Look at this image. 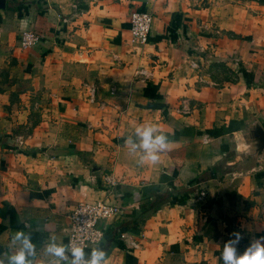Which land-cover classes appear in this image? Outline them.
I'll return each mask as SVG.
<instances>
[{
  "label": "crops",
  "instance_id": "crops-1",
  "mask_svg": "<svg viewBox=\"0 0 264 264\" xmlns=\"http://www.w3.org/2000/svg\"><path fill=\"white\" fill-rule=\"evenodd\" d=\"M133 10L152 15L143 45L130 41ZM23 30L38 36L32 47L19 46ZM149 123L171 143L140 165L125 140ZM255 124L264 130L258 0H5L0 253L23 230L33 264H47L70 207L106 197L120 209L92 246L106 264H223L230 233L241 251L264 236Z\"/></svg>",
  "mask_w": 264,
  "mask_h": 264
},
{
  "label": "clouds",
  "instance_id": "clouds-1",
  "mask_svg": "<svg viewBox=\"0 0 264 264\" xmlns=\"http://www.w3.org/2000/svg\"><path fill=\"white\" fill-rule=\"evenodd\" d=\"M170 143L168 134L151 123L135 127L125 140L129 152L138 155L137 163L140 165L145 162L157 164L160 154L168 149ZM242 239L239 231L229 234L221 253L223 264H264V236L252 239L241 251L239 244ZM11 244L16 251L6 258L0 253V264H33L37 249L31 233L16 231ZM85 248L72 241L65 244L51 235L44 246L45 254L51 258L47 264H106L107 252L102 246L97 245L88 251Z\"/></svg>",
  "mask_w": 264,
  "mask_h": 264
},
{
  "label": "built area",
  "instance_id": "built-area-1",
  "mask_svg": "<svg viewBox=\"0 0 264 264\" xmlns=\"http://www.w3.org/2000/svg\"><path fill=\"white\" fill-rule=\"evenodd\" d=\"M152 22V15L146 11L133 10L129 15L130 41L143 45L148 40V32ZM38 36L29 30H23L18 36V43L21 48L32 47ZM92 92V89L90 90ZM182 105L179 110H183ZM103 180L110 189L115 184L108 176ZM203 192L200 191L199 196ZM120 213L119 207L109 198H102L93 201H77L67 213V224L64 227L65 244L72 241L80 246H86L85 250L99 243L104 235V224ZM131 247H137L134 241H129Z\"/></svg>",
  "mask_w": 264,
  "mask_h": 264
},
{
  "label": "water",
  "instance_id": "water-1",
  "mask_svg": "<svg viewBox=\"0 0 264 264\" xmlns=\"http://www.w3.org/2000/svg\"><path fill=\"white\" fill-rule=\"evenodd\" d=\"M5 7V0H0V9ZM251 133L256 140V147L258 151L264 150V130L259 124L253 125Z\"/></svg>",
  "mask_w": 264,
  "mask_h": 264
},
{
  "label": "rangeland",
  "instance_id": "rangeland-1",
  "mask_svg": "<svg viewBox=\"0 0 264 264\" xmlns=\"http://www.w3.org/2000/svg\"><path fill=\"white\" fill-rule=\"evenodd\" d=\"M260 4L264 5V0H258Z\"/></svg>",
  "mask_w": 264,
  "mask_h": 264
},
{
  "label": "trees",
  "instance_id": "trees-1",
  "mask_svg": "<svg viewBox=\"0 0 264 264\" xmlns=\"http://www.w3.org/2000/svg\"><path fill=\"white\" fill-rule=\"evenodd\" d=\"M159 200V199H158Z\"/></svg>",
  "mask_w": 264,
  "mask_h": 264
}]
</instances>
